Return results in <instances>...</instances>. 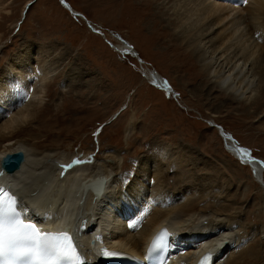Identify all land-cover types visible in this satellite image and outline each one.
Segmentation results:
<instances>
[{"label":"rangeland","instance_id":"obj_1","mask_svg":"<svg viewBox=\"0 0 264 264\" xmlns=\"http://www.w3.org/2000/svg\"><path fill=\"white\" fill-rule=\"evenodd\" d=\"M66 1L97 31L58 0H0V71L26 48L55 70L43 89L32 86L41 97L34 120L4 138L1 149L11 147L7 140L65 157L76 151L97 157L113 148L124 156L122 186L146 160L161 168L171 195L200 197L207 180H216L233 190L241 187L235 202L244 209L241 219H264V93L253 102L256 91L237 99L211 88L194 55L164 21L162 0ZM122 40L133 51H118ZM151 70L169 81L173 93L152 84ZM129 121L134 127L126 139ZM226 133L237 142L225 139ZM227 143L250 151L263 169L246 164Z\"/></svg>","mask_w":264,"mask_h":264},{"label":"bare ground","instance_id":"obj_2","mask_svg":"<svg viewBox=\"0 0 264 264\" xmlns=\"http://www.w3.org/2000/svg\"><path fill=\"white\" fill-rule=\"evenodd\" d=\"M160 8L211 88L237 99L250 98L256 91L257 102L264 93V0H162ZM127 44L123 42L120 50L133 51ZM26 49L0 71V142L34 120L41 97L32 86L43 89L55 75L51 62L39 61ZM149 74L158 86H167L153 70ZM130 121L126 139L134 127ZM5 143L11 147H0V161L16 151L24 159L13 172L3 171L0 183L12 189L20 208L42 228L63 227L72 233L84 264H95L93 251L101 243L142 259L149 239L162 226L177 235L171 264H193L206 251L213 254L214 264H264V219H241L244 209L235 202L243 192L236 183L233 190L229 184L207 180V191L200 197L171 195L161 168L146 160L138 163L129 185L122 186L124 156L113 148L97 157L91 151L65 157L55 150L38 153L20 140ZM228 147L243 161L251 158L238 144ZM77 160L81 163L74 164ZM256 177L259 180L260 174Z\"/></svg>","mask_w":264,"mask_h":264},{"label":"snow or ice","instance_id":"obj_3","mask_svg":"<svg viewBox=\"0 0 264 264\" xmlns=\"http://www.w3.org/2000/svg\"><path fill=\"white\" fill-rule=\"evenodd\" d=\"M244 2L247 3V0ZM9 160L10 157H4L0 162V174L7 169ZM73 163L79 164L81 161ZM71 167V164L62 165V168ZM168 240L169 234L163 230L153 242V250L166 249ZM60 260L84 264L67 233H40L35 224L25 223L21 218L16 198L0 189V261L3 264H56Z\"/></svg>","mask_w":264,"mask_h":264},{"label":"water","instance_id":"obj_4","mask_svg":"<svg viewBox=\"0 0 264 264\" xmlns=\"http://www.w3.org/2000/svg\"><path fill=\"white\" fill-rule=\"evenodd\" d=\"M31 3L32 2L27 3L26 9H27L28 5H30ZM25 10H24V12H25ZM218 127L220 128L219 125H218ZM4 157H10V160L8 161V167H7V169L3 170L5 172H9V173H11L14 170H16L19 167V165L22 162V160L24 159V155H23V153L21 151H16V152H13V153H9V154L4 155L1 158V161L0 162L3 161Z\"/></svg>","mask_w":264,"mask_h":264}]
</instances>
